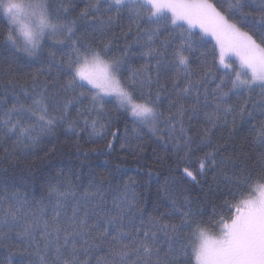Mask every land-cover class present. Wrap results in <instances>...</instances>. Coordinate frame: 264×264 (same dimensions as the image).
I'll list each match as a JSON object with an SVG mask.
<instances>
[{
  "label": "snow or ice",
  "instance_id": "snow-or-ice-1",
  "mask_svg": "<svg viewBox=\"0 0 264 264\" xmlns=\"http://www.w3.org/2000/svg\"><path fill=\"white\" fill-rule=\"evenodd\" d=\"M67 11L50 0H0L5 47L31 57L49 40L70 50L59 58L49 51L30 90L21 86L10 107L0 101V133L29 149L61 128L76 137L85 131L111 136L109 151L120 142L137 156L144 149L128 130H112L111 104L131 118L135 138L147 130L177 158L185 180L199 185L211 171L227 186L228 215L214 209L204 221L199 202L178 198L167 180L149 202L138 181L120 182L118 172H89L86 184L51 177L40 199L0 180V264H264V0H88L78 19ZM125 19L121 35H134L110 55L113 41L99 38L115 36ZM78 22L85 35H77ZM133 55L143 60L138 68L126 67ZM240 125L260 149L258 171L214 141L224 130L231 140ZM229 166L239 173L229 175Z\"/></svg>",
  "mask_w": 264,
  "mask_h": 264
},
{
  "label": "trees",
  "instance_id": "trees-1",
  "mask_svg": "<svg viewBox=\"0 0 264 264\" xmlns=\"http://www.w3.org/2000/svg\"><path fill=\"white\" fill-rule=\"evenodd\" d=\"M87 2L88 0H50L53 9L59 7L61 3L68 5L66 18L69 20L78 19L80 11L85 8ZM6 28L7 22L0 15V33L6 31ZM127 28L128 21L125 19L112 30L116 34L115 36L109 33L107 37L99 38L105 42L113 41L114 47H112L110 55H119V50L124 46L126 39L127 42H131L135 29L127 38L121 35L122 30L126 31ZM77 35H85L82 22L77 24ZM85 38L86 42H92L95 46H99L98 41L92 40L91 36H85ZM44 44L43 52L30 57L22 51L5 47L2 35H0V101H6L8 107L11 106L14 95H21V86L30 90L31 76L42 65L46 66L49 51L55 50L58 58L70 54L68 48L54 46L52 41L45 40ZM132 51H138V48L134 46ZM142 63L143 60L139 56L133 55L130 56L126 67L138 68ZM196 65L194 56L192 67L195 68ZM125 75H128L127 71ZM40 79L43 80L44 77L41 76ZM105 107L112 117V130L119 129V134L123 136L127 129L128 139L132 145L140 144L144 149L143 152L133 156L130 152L120 148V142H114V149L109 151L106 145L107 140L112 139L111 136H107L106 139L89 138L87 132L81 131L80 136L76 137L66 134L63 128L58 129L54 136L43 137L38 145L29 149L17 145L15 137H8L0 133V180L14 185L13 190L27 191L30 195L34 193L35 198L40 199L45 181L51 177L63 175L70 178L73 183H77V176H79L86 184L89 172L104 175L118 172L120 182L129 178L138 181L140 183L138 191L142 197L148 198L149 202L157 199L158 189L167 180L172 182L171 186L178 198L183 199L184 195H187L192 200L199 202L204 221L213 219L214 209L217 213L223 212L227 217V210L222 209L221 206L225 199L231 200V197L227 195L228 187L219 180L214 182L211 171L206 177L199 178L201 179L199 185L185 180L177 169V158L171 152H166L163 147L158 146L147 130H141L140 138H135L131 118L117 112L111 104ZM161 107L162 109L166 108L163 97ZM248 127V125L238 126L236 134L231 140L227 130L217 131L214 141L223 144L228 149L225 155H232L233 159L240 157L238 161L240 167L258 171L260 149L252 143L253 135L250 134ZM153 149L156 151L154 152ZM243 153L247 154L248 159H243ZM182 167L184 164L181 163L180 168ZM149 171L151 178L148 175ZM226 171L229 175L233 171L238 174L239 168L232 169L229 166ZM217 183H219V189L216 188ZM165 210L161 208V211ZM205 227L214 233L219 230V228L209 225H205ZM187 231L185 229L184 234H187ZM4 255L5 253L0 250V258H3ZM193 264H195L194 261Z\"/></svg>",
  "mask_w": 264,
  "mask_h": 264
},
{
  "label": "rangeland",
  "instance_id": "rangeland-1",
  "mask_svg": "<svg viewBox=\"0 0 264 264\" xmlns=\"http://www.w3.org/2000/svg\"><path fill=\"white\" fill-rule=\"evenodd\" d=\"M210 39V38H209ZM218 233H219V230H218V232H216V233H214V232H212V231H209V235H218Z\"/></svg>",
  "mask_w": 264,
  "mask_h": 264
}]
</instances>
